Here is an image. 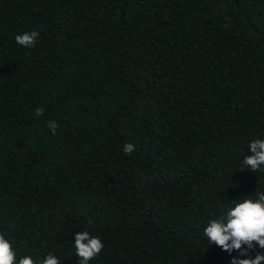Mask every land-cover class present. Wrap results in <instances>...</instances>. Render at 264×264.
<instances>
[{
  "label": "trees",
  "instance_id": "16d2710c",
  "mask_svg": "<svg viewBox=\"0 0 264 264\" xmlns=\"http://www.w3.org/2000/svg\"><path fill=\"white\" fill-rule=\"evenodd\" d=\"M256 139L264 0H0V234L17 261L79 264L81 231L104 244L89 264L254 258L203 230L264 191L242 164Z\"/></svg>",
  "mask_w": 264,
  "mask_h": 264
},
{
  "label": "clouds",
  "instance_id": "9594fccd",
  "mask_svg": "<svg viewBox=\"0 0 264 264\" xmlns=\"http://www.w3.org/2000/svg\"><path fill=\"white\" fill-rule=\"evenodd\" d=\"M39 36L37 31L24 32L15 36L17 44L25 48L34 47ZM35 115H43L42 108L35 109ZM48 128L53 134L57 130L54 121L48 122ZM250 155L243 159V166L251 172L264 170V139H256L249 143ZM123 151L130 154L134 145L125 144ZM256 198L251 196L231 201V205L218 219H211L204 228V235L209 244H215L222 250L231 253L239 252L242 257H247L248 250L258 247L261 251L254 258L234 257L232 264H264V191H257ZM75 254L79 264H89L104 248L102 241L91 236L87 231L74 234ZM0 264H60L57 257L49 253L43 260L34 261L31 256H22L17 261L12 245L0 234Z\"/></svg>",
  "mask_w": 264,
  "mask_h": 264
}]
</instances>
